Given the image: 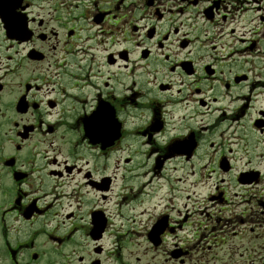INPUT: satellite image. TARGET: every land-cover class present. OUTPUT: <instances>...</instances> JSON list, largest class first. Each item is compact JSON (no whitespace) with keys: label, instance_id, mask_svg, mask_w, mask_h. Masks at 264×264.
Instances as JSON below:
<instances>
[{"label":"flooded vegetation","instance_id":"flooded-vegetation-1","mask_svg":"<svg viewBox=\"0 0 264 264\" xmlns=\"http://www.w3.org/2000/svg\"><path fill=\"white\" fill-rule=\"evenodd\" d=\"M264 0H0V264L264 258Z\"/></svg>","mask_w":264,"mask_h":264},{"label":"rangeland","instance_id":"rangeland-1","mask_svg":"<svg viewBox=\"0 0 264 264\" xmlns=\"http://www.w3.org/2000/svg\"><path fill=\"white\" fill-rule=\"evenodd\" d=\"M261 49L263 50L262 54L264 56V44L261 45ZM261 65L264 66L263 64ZM262 101L264 102V98H262ZM262 143H260L258 148L256 149V152L254 153L255 156L259 154L261 155L264 154V146ZM260 158L264 159L262 158V156H260ZM129 249L133 250L134 255L137 254L142 255V260L140 261V264H175L172 261H165L163 259V255L159 251L151 247L144 246V247L125 248L123 253L128 254ZM235 264H264V258L259 259L255 263H235Z\"/></svg>","mask_w":264,"mask_h":264}]
</instances>
